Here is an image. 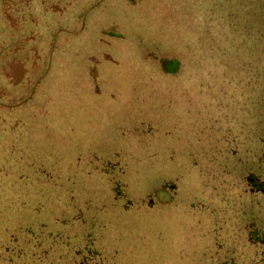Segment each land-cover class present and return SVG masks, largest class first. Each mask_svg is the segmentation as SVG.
<instances>
[{
	"label": "rangeland",
	"instance_id": "obj_1",
	"mask_svg": "<svg viewBox=\"0 0 264 264\" xmlns=\"http://www.w3.org/2000/svg\"><path fill=\"white\" fill-rule=\"evenodd\" d=\"M4 1L0 0V39L7 42L10 52L9 33H17L23 24L17 13H5ZM45 2L55 4V10L71 7L69 16L61 19L67 22V28H52L58 35L52 50V71L45 74L44 57L38 60L37 73L30 64L35 61L32 57L27 66L10 60H5L4 65L7 83L13 82L12 91L17 83H23L24 92L29 94L23 103L25 109L12 113L24 114L23 119L14 117L2 122L0 116V264H204L209 237L199 240L193 236L192 227L179 221L177 208L165 212L164 203L176 204L169 191L159 189L160 206L165 209L160 207L149 215L135 214L121 209L116 202L106 205L109 188L97 176L81 172L85 165L89 169L97 166L91 149L106 156L112 147L122 148L128 131L138 130V118L146 112L163 125L157 144L183 150L181 157L187 156L189 149L195 158L202 157L201 150L183 135L184 130L172 125L176 106L164 102L157 107L151 100L154 95L164 101L160 94L163 80L152 75L161 50L156 45L171 38L177 48L182 38L189 36L186 29L200 36L206 28L205 14L201 12L204 22L196 21L200 18V6H194L197 0ZM228 3L235 7L238 4L234 0ZM254 6L255 2L251 13L255 12ZM27 13L30 16L32 10ZM43 15L51 20L48 11ZM57 19L53 15V24ZM33 31L31 38L17 41L25 45L28 54L32 51L29 47L37 41L49 47L50 31H44L42 38L36 29ZM250 44L256 51L255 42L251 40ZM237 62L246 63L245 53L239 54ZM147 76L154 77L147 80ZM256 83L264 91L262 82ZM256 89L253 82L248 87L250 100L256 104L247 113L252 120L254 117L253 122L256 113L264 108L261 97L257 104L260 91ZM10 96L17 100L16 94ZM182 97L186 98L184 94ZM200 118L199 111H195V121L201 123ZM173 151H167L166 160L171 163ZM47 158L52 162L46 163ZM166 160L156 158L160 170L152 169L143 186L151 190L161 186L170 171L165 168ZM45 166L57 168L58 172L49 174ZM229 166L235 168L236 162L231 161ZM173 167L177 168L175 164ZM84 198L94 200L96 207L101 204L107 208L91 227H85L80 220L74 225L70 221L80 211ZM146 216L149 224L145 225L142 223ZM165 219L171 225L161 236L158 231L165 230L158 223ZM180 244L198 245L203 254L192 247L179 254L176 250Z\"/></svg>",
	"mask_w": 264,
	"mask_h": 264
},
{
	"label": "trees",
	"instance_id": "obj_2",
	"mask_svg": "<svg viewBox=\"0 0 264 264\" xmlns=\"http://www.w3.org/2000/svg\"><path fill=\"white\" fill-rule=\"evenodd\" d=\"M234 1L238 2L237 7L229 6V0H197L194 6H200L197 11L200 18L196 21L203 20L201 12L205 14L206 28L201 35L197 31L189 33L186 29L189 36L182 38L177 48H174L177 43L171 38L156 45L161 50L156 56V71L152 75L157 74L163 80L160 94L164 101L157 100L154 95L151 100L157 107L164 102L176 106L172 125L184 130L183 135L191 145L201 150L202 157L195 158L190 149L189 153L186 151L187 156L181 157L183 150L157 144L161 124L151 112H146L138 118V130L128 131L122 148L112 147L106 156L91 149L97 166L89 169L85 165L81 171L88 177L95 175L97 180L102 179V185L109 188L106 205L116 202L121 209L135 214L149 215L158 210L163 205L159 189L169 191L176 204L164 203L167 205L166 209L162 207L165 212L170 213L177 208L179 221L192 227L193 236L199 240L209 237L204 264H264V108L256 113L255 122L254 117L252 120L247 114L256 105L252 104L253 99L250 100L249 85L253 82L258 88L256 92L260 91L257 81H261L264 87V0ZM4 2L5 13H17L23 26L17 33H9L12 40L10 52L7 51V42L0 39L2 122L25 117L24 114L15 113L13 116L12 113L15 109H25L23 103L29 94L24 92L23 83H17L16 90L12 91L13 82L7 83L5 60L27 66V60L32 57L35 61H29L37 73L40 71L38 60L44 57L47 61L45 74L51 72L55 62L52 50L58 39L52 28L60 26L66 29L67 22L61 19L71 13V7L69 10H55L57 6H49L45 0ZM254 2L255 12L251 13ZM29 10H32L30 16ZM43 11L51 14V20L44 17ZM53 15L58 17L56 25L53 24ZM180 23L183 26L182 21ZM33 29L41 38L44 31H50L47 34L49 47L37 41L29 47L32 51L28 54L24 51L25 45L18 42L25 37L31 38ZM251 40L255 42L256 51L251 49ZM241 52L246 55L244 67L237 62ZM154 76H147V80ZM10 94H16L17 100ZM183 94L186 98L182 97ZM260 97L263 101L264 91H260L257 104ZM195 111H199L201 123L195 121ZM171 150H175L172 163L166 160L167 151ZM157 157L166 160L165 168L170 171L161 186L151 190L142 182L151 176L152 169L160 170L159 163L155 161ZM231 161L236 162L233 169L229 166ZM49 162L52 160L47 158L46 163ZM174 164L177 168L173 167ZM45 169L49 174L58 172L57 168L50 166H45ZM77 202L80 203V199ZM95 204L94 200L84 198L80 211L70 219L72 225L80 220L85 227H91L97 216L107 210L106 205L98 204L96 207ZM142 224H149L147 216ZM158 225L165 230L158 231L159 235L164 236L166 226L171 224L165 219ZM170 245L174 248L172 241ZM188 247L203 254L198 245L180 244L176 251L182 254ZM203 260L201 258L202 263Z\"/></svg>",
	"mask_w": 264,
	"mask_h": 264
}]
</instances>
